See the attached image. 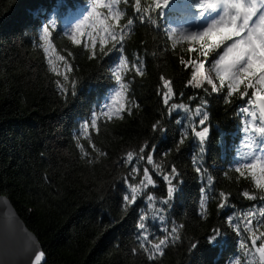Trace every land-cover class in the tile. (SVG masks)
<instances>
[{
  "label": "trees",
  "instance_id": "16d2710c",
  "mask_svg": "<svg viewBox=\"0 0 264 264\" xmlns=\"http://www.w3.org/2000/svg\"><path fill=\"white\" fill-rule=\"evenodd\" d=\"M182 2L179 0V4ZM88 4L89 0H0L1 194L10 199L38 238L47 257L45 264H230L237 252L238 237L227 226L226 217L261 203L241 195L246 189L252 190V185L244 178L237 180L238 174L230 171L240 146L242 118L238 112L244 101L233 96L226 103V90L206 95L202 89L186 87L190 69L180 64V57L188 59L189 54L181 47L172 51L163 29L191 28L190 23L196 22L188 10L176 7L159 20L160 28L137 21L125 41L124 54L129 60L136 56L143 60V76L130 72L125 77L129 97L139 107L131 115L124 114L123 119L99 121L100 130L91 132L92 140L107 155L89 163V158H82L76 137L81 123L110 102L114 81L108 69L119 53L89 59V52L82 45H73L65 35L87 13ZM120 7L127 8L124 23L134 15L131 0ZM45 25L50 26L56 52L64 55L74 69L70 79L78 81L75 96H61L55 81L62 78L49 71L47 56L39 47V33ZM56 63L63 71V62ZM162 75L173 82L175 96L171 102L195 108L201 98L207 100L210 131L202 161L214 183L206 218L200 215L199 205L207 178L202 180L192 164V156L200 148L190 134L176 151L182 124L188 120L183 111L168 114L159 94ZM157 121L164 131L152 130ZM145 142L149 145L146 151L155 146L157 162L166 167L176 165L182 182L170 206L157 201L156 208L164 209L159 214L145 197L127 211L123 207V178L131 170L123 158ZM80 143L96 158L87 139L82 138ZM140 165L142 174V168L148 165L144 161ZM153 178L156 187L149 191L158 198L165 197V182L159 176ZM128 179L131 182L133 178ZM221 191L231 194L224 209L218 208ZM141 214L148 217L145 223L153 234L150 239L162 236V229L171 228L173 223L184 226L180 239L155 261H149L139 247L136 225ZM216 227L225 235L214 247L207 237ZM193 242H198L197 248L190 250Z\"/></svg>",
  "mask_w": 264,
  "mask_h": 264
},
{
  "label": "snow or ice",
  "instance_id": "6c2138e0",
  "mask_svg": "<svg viewBox=\"0 0 264 264\" xmlns=\"http://www.w3.org/2000/svg\"><path fill=\"white\" fill-rule=\"evenodd\" d=\"M122 3L127 6L130 0H89L87 13L65 33L73 45H82L89 52V59H102L112 52L119 53L108 69L110 78L114 81L110 102L105 103L103 110L93 111L90 119L80 125L76 141L82 158L87 157L88 162L93 163L95 159L107 155L96 147L91 135L93 130L99 132L101 119L105 122L123 119L124 114L131 115L133 109L139 107L130 99L129 83L125 79L130 72L138 76L145 74L140 56L129 60L124 54L125 41L132 34L135 23L139 21L141 24L149 23L160 28L159 20L175 11L176 7L188 10L191 19L196 22V27H166L163 29L164 35L172 51L181 47L189 54L188 59L180 57V64L185 69H190V79L186 87L202 89L206 95L226 90V103H230L233 96L244 101L238 112L242 118V136L240 146L236 149L237 158L230 171L238 174L237 180L244 178L252 185V190L246 189L241 195L247 200L261 202L245 212L226 217L227 226L238 237L237 252L230 264H264V0H183L181 4H178V0H131L134 15L124 23L122 21L127 15V8H121ZM51 37L50 26H43L39 33V47L47 56L49 71L62 78L55 81L61 96H75L78 81L70 79L74 69L64 55L56 52ZM84 38H87L86 41ZM68 56H72V53L69 52ZM56 61L63 62V71ZM160 79L162 88L159 94L168 114L183 111L188 120L186 125L182 124L183 131L176 151L180 150L190 134L200 148L199 153L192 156V164L202 180L207 178L206 187L201 188L199 205L200 215L206 218L209 192L212 191L214 183L202 161L210 131L207 100L201 98L195 108L186 103L171 102L175 96L173 82L163 75ZM177 123L181 121L178 120ZM152 130L164 131L160 121L152 125ZM82 138L87 139L92 151L96 153V158H92L80 143ZM148 149L149 145L145 142L138 151L130 150L123 158V163L131 166L128 176L133 178L131 182L128 176L123 178L126 185L123 195L125 211L140 197H145L155 213H163V208H156L157 201L170 206L180 192L182 182L179 180L180 172L176 165L166 167L163 162H157L154 159L155 146L146 151ZM167 155L169 153H164V156ZM141 161L151 166V171L148 166H144L141 174ZM154 175L161 177L166 184V196L163 198H158L154 192L149 191V188L156 187ZM137 176L140 177L138 181L135 179ZM225 176H228V172H225ZM230 195L223 191L219 193V209L229 206ZM147 219L145 214L139 216L136 225L137 240L140 249L147 254V259L155 261L164 256L165 249L170 244L180 239V231L184 226L173 223L171 228L162 229V236L150 239L153 234L145 223ZM160 220L164 221L163 215H160ZM224 235L219 227L213 228L207 242L215 247ZM197 244L198 242L191 243L190 250L196 249ZM135 252L136 249H133V253ZM43 255V252L34 255L35 264H40Z\"/></svg>",
  "mask_w": 264,
  "mask_h": 264
},
{
  "label": "water",
  "instance_id": "95a60500",
  "mask_svg": "<svg viewBox=\"0 0 264 264\" xmlns=\"http://www.w3.org/2000/svg\"><path fill=\"white\" fill-rule=\"evenodd\" d=\"M39 252L44 253L38 238L0 192V264H35L34 255ZM46 260L44 253L40 264Z\"/></svg>",
  "mask_w": 264,
  "mask_h": 264
},
{
  "label": "rangeland",
  "instance_id": "374dc122",
  "mask_svg": "<svg viewBox=\"0 0 264 264\" xmlns=\"http://www.w3.org/2000/svg\"><path fill=\"white\" fill-rule=\"evenodd\" d=\"M178 4H179V0H178ZM190 24H191V27H192V25H193L194 28L196 27V24H192V23H190ZM180 25H181V23L179 22L178 26H180ZM187 27H190V26L188 25Z\"/></svg>",
  "mask_w": 264,
  "mask_h": 264
}]
</instances>
